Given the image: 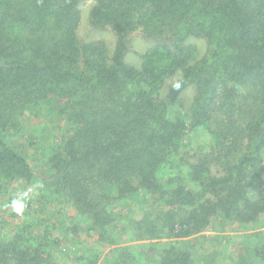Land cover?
Returning a JSON list of instances; mask_svg holds the SVG:
<instances>
[{
    "label": "trees",
    "instance_id": "trees-1",
    "mask_svg": "<svg viewBox=\"0 0 264 264\" xmlns=\"http://www.w3.org/2000/svg\"><path fill=\"white\" fill-rule=\"evenodd\" d=\"M85 1L0 0V264H105L113 221L169 241L158 258L116 245L112 264H197L181 240L264 214V0H89L111 46L79 37Z\"/></svg>",
    "mask_w": 264,
    "mask_h": 264
},
{
    "label": "rangeland",
    "instance_id": "rangeland-1",
    "mask_svg": "<svg viewBox=\"0 0 264 264\" xmlns=\"http://www.w3.org/2000/svg\"><path fill=\"white\" fill-rule=\"evenodd\" d=\"M90 6H91V1L89 0H86L80 6L81 10L83 11V20L77 32L79 37L86 41L87 39L103 40L104 42H106L107 45L111 46L114 40V36L110 35L109 32L106 31L101 33H92V32L90 33L89 23L87 22V13ZM148 47L149 44L147 40L143 39L142 37L135 36L130 48L132 49L131 51L133 52L137 51V53H141L144 52ZM133 52L129 53L128 59L133 63H137V60H135V53ZM167 83H169V81ZM191 97H192V91L187 90L183 99L184 105L182 104L183 107L180 108L182 109V112L186 111V108L189 105V101ZM206 139L207 137L206 135L203 134L202 131H200L199 134H193V141H192L193 146L194 147L195 145L196 147L205 146V144L207 143ZM29 140L30 138H26L25 141H29ZM39 159L40 157L38 156L36 157V160L33 161V165H36L35 172L37 174H41L43 172L42 164L39 163ZM254 186L255 183L252 184V187ZM38 191H39L38 196L39 195L42 196V194H40L41 189H39ZM30 194L31 193L29 192L28 194L25 195L27 197L26 199H28L27 201H29ZM20 199L21 202L23 203L24 198L21 197V195H20ZM66 201L68 203L67 214L74 216L76 208L74 207V205L68 202L69 200L66 199ZM145 201L148 202L146 198H143L142 203H145ZM148 204L150 205L149 202ZM121 206L122 204L118 202L111 205V207H114L113 208L114 211L120 210ZM144 207L145 208H143L142 210L145 211L147 209L151 215L153 214V210H154L153 207L150 208L149 207L147 208L146 206ZM86 220L87 219L85 218V216L79 214H77L75 218V223L79 224L80 227L83 228V230L79 232L81 234L89 233L88 232L89 225L87 226ZM119 223L120 222L118 221H113V223L110 226L111 235L115 240L117 239L119 240L116 243V245H120V244H125L129 246L132 245L138 250H141L142 247H145L147 249L149 246H154L156 251L155 257L158 258L160 249H162L165 243L169 241L166 238L154 239V240H139V239L134 240L132 238H127V239L120 238L122 232L118 228ZM0 233H2L1 235L5 236L6 233L8 232H6L5 229L3 232L0 231ZM126 233H130L129 229L127 230ZM195 235L197 236L196 240H189V239L187 240L184 239L183 241L181 240L179 246L184 247L186 249H190L193 259L195 258L197 262L200 261L197 264H200L202 260V256H206V255L209 257L208 259L210 260L211 264H237V262L240 259L241 260L245 259V262L251 263L250 261L252 260L251 257L254 250V245L258 243L261 239H264V214L261 215V218L258 222L253 223L252 225L239 227L234 224L226 229L222 228L221 219H215L214 221H212L210 226H208V228ZM127 236L128 235H125V237ZM85 237L87 238L86 235ZM87 240L91 241L92 238L90 237ZM121 241H125V242H121ZM116 245H109L108 243H106L105 246L101 247L102 248L101 259L105 256V254L108 255L107 260L103 259L105 264H112L115 261V257L113 253H111L110 248H114ZM214 251H216V253L211 257V254ZM85 255H87V253ZM140 264H157V262L148 260L146 257L145 259L142 260V263Z\"/></svg>",
    "mask_w": 264,
    "mask_h": 264
}]
</instances>
